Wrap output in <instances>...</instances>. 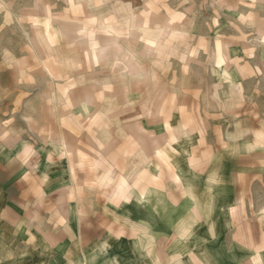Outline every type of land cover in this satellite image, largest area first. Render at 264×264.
<instances>
[{
  "label": "crops",
  "instance_id": "0c3cea01",
  "mask_svg": "<svg viewBox=\"0 0 264 264\" xmlns=\"http://www.w3.org/2000/svg\"><path fill=\"white\" fill-rule=\"evenodd\" d=\"M232 1L237 34L208 42L225 47L211 67L220 100L203 103L189 88V100L173 107L183 112L142 119L141 131L118 125L114 114L96 132L108 133L107 150L97 149L90 129L95 112L65 119L77 127L78 149L65 137V152H39L36 177L41 191L65 197L34 200L65 206V218L19 213L11 207L20 201L4 191L0 222L16 240L0 248V264H264V0ZM2 163L3 189H25L16 154Z\"/></svg>",
  "mask_w": 264,
  "mask_h": 264
},
{
  "label": "rangeland",
  "instance_id": "374dc122",
  "mask_svg": "<svg viewBox=\"0 0 264 264\" xmlns=\"http://www.w3.org/2000/svg\"><path fill=\"white\" fill-rule=\"evenodd\" d=\"M234 4L232 0H0V200L8 194L20 201L11 207L19 213L48 212L65 218L63 205L34 203L39 196L65 197L62 190L38 188V157L39 152L58 148L65 152V137L71 151L78 149L77 127L65 125V119H76L86 108L87 119L97 115V126L90 127L95 133L103 128L101 122L109 129L114 114L118 125L135 123L141 131L142 119L152 123L160 115L183 112L173 107L189 100V88L199 92L203 103L219 101L211 67L220 64L225 47L208 42L237 34ZM211 83L213 94L207 95ZM253 86L251 79L247 89ZM159 102L168 109H159ZM90 129L87 125L88 135L93 133ZM103 134L96 133L98 150L109 147L108 133ZM86 142L87 150L94 148L93 138L87 136ZM15 154L26 188L7 193L3 184L9 178L1 162ZM59 176L55 174L46 187ZM2 208L0 201V213ZM3 226L0 222L2 249L5 242L16 240Z\"/></svg>",
  "mask_w": 264,
  "mask_h": 264
}]
</instances>
